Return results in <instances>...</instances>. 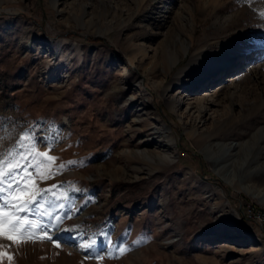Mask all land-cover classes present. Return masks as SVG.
<instances>
[{"label":"rangeland","instance_id":"374dc122","mask_svg":"<svg viewBox=\"0 0 264 264\" xmlns=\"http://www.w3.org/2000/svg\"><path fill=\"white\" fill-rule=\"evenodd\" d=\"M33 131L60 227L110 251L0 237V264H264V0H0V160Z\"/></svg>","mask_w":264,"mask_h":264},{"label":"snow or ice","instance_id":"6c2138e0","mask_svg":"<svg viewBox=\"0 0 264 264\" xmlns=\"http://www.w3.org/2000/svg\"><path fill=\"white\" fill-rule=\"evenodd\" d=\"M29 141L30 143H25ZM46 142L49 150L53 141L46 137L37 138L33 131L31 135L27 132L20 136L12 149L7 152L3 160H0V237L16 243L22 239L40 241H50L57 248L60 244L57 241L61 238L60 233H67L68 239L74 242L76 247L85 251L87 255H96L99 252L89 250L103 244L101 251L109 250L110 240L104 237L102 240H92L91 243L82 244L78 241L84 238L83 232H78L77 227L61 228L60 225L65 219H70L75 214L72 207V199L68 192L58 195L57 190L64 187L63 184H54L50 187L41 188L36 183L37 177L40 180H48L52 176L59 174L66 167L60 164L56 171L52 170L53 163L57 157L51 156L48 152H39L36 145ZM69 164L76 163L69 161ZM6 165V167H5ZM35 172V175L33 173ZM71 191H80L72 189ZM49 196L51 199H49ZM52 208L54 211H49ZM54 212L58 213L54 215ZM30 217H32L30 219ZM55 230L54 235L49 232ZM125 249H120L122 254ZM12 256L7 252L0 251V259Z\"/></svg>","mask_w":264,"mask_h":264},{"label":"bare ground","instance_id":"6f19581e","mask_svg":"<svg viewBox=\"0 0 264 264\" xmlns=\"http://www.w3.org/2000/svg\"><path fill=\"white\" fill-rule=\"evenodd\" d=\"M61 45V44H60ZM62 47V45L60 46ZM72 56V54H71ZM70 55H68V58L71 57ZM66 55H62L61 56V59H60V62L61 63H64L65 62V59H66ZM70 61V60H69ZM67 63V62H66ZM200 59L195 55L192 60L190 61L189 65L186 66L183 70H181L178 75H177V78L175 79V81L170 85L169 89L174 86L175 84H177L178 82L181 81V79L188 75V74H192L195 72V67L193 68H190L191 66L195 65V66H198L200 64ZM68 65V64H67ZM180 80V81H179ZM169 106L171 108L174 109V101H169ZM223 129V128H222ZM219 131L220 129H218V131H216L215 133H212V132H207V133H199L198 130L196 128H192L190 129V136L194 139L195 143L198 145V146H201L203 144H205L206 142H208L211 138H213L214 136H219ZM223 131V130H222ZM221 132V131H220ZM170 142H172V144L175 142V139L173 137H170L169 140ZM209 159H212L208 156ZM218 162V161H216ZM216 171L221 175L223 176L230 184H232V181L230 179V175L228 176V174H225L222 172V169L218 168L216 169Z\"/></svg>","mask_w":264,"mask_h":264},{"label":"built area","instance_id":"2783aa9c","mask_svg":"<svg viewBox=\"0 0 264 264\" xmlns=\"http://www.w3.org/2000/svg\"><path fill=\"white\" fill-rule=\"evenodd\" d=\"M248 217L251 219L253 224H255L258 229L264 233V212L249 209Z\"/></svg>","mask_w":264,"mask_h":264}]
</instances>
